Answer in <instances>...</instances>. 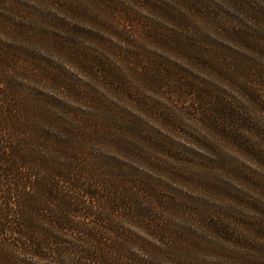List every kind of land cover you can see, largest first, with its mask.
I'll return each instance as SVG.
<instances>
[{
	"label": "trees",
	"instance_id": "16d2710c",
	"mask_svg": "<svg viewBox=\"0 0 264 264\" xmlns=\"http://www.w3.org/2000/svg\"><path fill=\"white\" fill-rule=\"evenodd\" d=\"M96 1L97 12L73 2H66L61 9L105 27L123 42H131V48L119 58L130 65L142 66L148 75L153 72L151 64H143L138 53L139 44L144 42L186 55L204 58L211 55L203 50L206 45L195 38L202 28L171 6H163L157 0H133L174 26L168 28L156 22H138L131 11L126 19L113 18L117 8L104 4L105 0ZM174 1L182 2L185 9L193 12L200 9L195 2H206ZM110 13L113 19H108ZM250 15L255 20H264L256 10H251ZM63 22L64 19L55 18L31 3L0 0V264H150L144 256L128 254L130 244L145 254L153 250L154 255L164 256L171 264H226L198 260L194 258L196 254L222 255L227 262L237 260L240 264H264L262 257L256 259L248 254V250L261 253L264 246V175L248 176L257 196L240 199L237 204L252 215L219 211L217 217L221 221H209L204 218V211H193L206 232H211L219 242L242 250L241 254L228 255L218 243L193 228L170 227L162 212L175 200L165 202L153 182L125 172L119 157H132L165 171L166 166L143 149L148 146L161 151L162 146L142 134L133 122L124 120L119 128L120 118L112 116L116 113L113 102H107L101 94L78 88L52 68L45 53L34 50L41 46L42 50L57 52L82 74L103 82L113 95L128 94L126 77L108 57L97 58L71 37L64 38L48 30L58 29L61 23L65 27ZM232 33L236 36L232 37L234 40L247 45L242 32L232 30ZM26 76L35 81L43 77L65 88L78 102L65 115L71 122L66 117L42 112L41 106L42 115L33 124L29 122L15 99L19 84L13 82L14 78ZM152 79L161 82L156 74ZM186 88L204 107L201 112L204 118H210L212 109L205 104L204 96L207 93L192 83L186 84ZM44 102L53 107L58 104ZM89 108L105 116H94ZM97 144L107 146L113 155H95L93 147ZM250 155L264 170V152ZM122 219L144 234H134L130 228L121 226Z\"/></svg>",
	"mask_w": 264,
	"mask_h": 264
},
{
	"label": "rangeland",
	"instance_id": "374dc122",
	"mask_svg": "<svg viewBox=\"0 0 264 264\" xmlns=\"http://www.w3.org/2000/svg\"><path fill=\"white\" fill-rule=\"evenodd\" d=\"M157 1L163 6L173 7L174 11L190 19L193 25L202 28L203 31L195 34V38L206 45L208 49L205 47L203 50H208L210 56L204 58L190 53L181 54L148 42L139 44L138 39L133 38L131 40L140 46L138 53L143 57V64H151L150 72H153L148 75L142 66L130 65L119 58L123 51L131 48V42H123L105 27L61 9L65 8L61 6L66 2H73L90 6L97 12L98 1L8 0L31 3L55 18L64 19L65 27H61V23L58 29L51 27L48 30L64 38L71 37L81 47H88L92 55L97 58L106 56L118 66L129 88V93L122 96L113 95L103 82L82 74L59 53L42 50L41 46L34 48L36 52L45 53L52 68L75 86L96 95L101 94L104 100L113 102L116 113L112 116L120 118L122 124L119 123V128H122L124 120L133 122L142 134L162 146L161 151L148 146H143V149L166 166L165 171L156 170L132 157H119L125 172L153 182L165 202L175 200L162 212L170 227L193 228L198 234L205 235L206 239L218 243L228 255L234 253L235 256L241 254L242 250L219 242L211 232H206L193 211H204V218L209 221H221L217 217L219 211L252 215L237 204L240 199L257 196L248 183V176L264 175V170L250 155L264 152V20H255L250 15L251 10H256L261 12L264 19V0H203L206 2H195L200 7L196 12L185 9L182 2ZM104 4L117 8L113 18L119 20L128 18L127 14L131 11L135 14L132 18L138 22L151 21L164 27H174L168 20L133 0H105ZM107 13L102 16L105 17ZM113 18L110 13L108 19ZM213 21L218 23L212 25ZM129 29L137 33L133 26H129ZM232 30L242 32L247 37V45L234 40L232 37L236 36ZM155 74L161 82L153 81ZM13 80L20 87L15 99L19 100L23 114L28 116L31 124L44 111L50 116L66 117L65 120L71 122L65 115L78 102L67 94L65 88L43 77L36 81L29 76ZM188 83L207 93L204 96L205 104L212 109L210 118H204L201 113L204 107L196 101L194 93L188 92ZM48 100L58 104L53 107L44 102ZM110 105L113 107V104ZM90 109L87 110L94 116H105ZM93 153L102 157L113 155L104 144L94 145ZM120 223L134 234H144L124 219ZM143 251L133 244L127 247L128 254L144 256L150 264H171L163 259V255H154L153 250H148L147 255ZM248 254L264 260V246L261 253L248 250ZM194 258L206 262L240 264L237 260L227 262L222 255L196 254Z\"/></svg>",
	"mask_w": 264,
	"mask_h": 264
}]
</instances>
